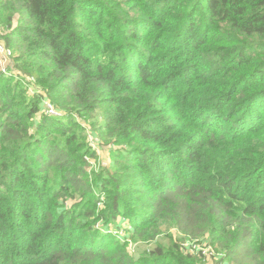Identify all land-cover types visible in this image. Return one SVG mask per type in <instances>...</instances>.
Segmentation results:
<instances>
[{
    "label": "trees",
    "instance_id": "obj_1",
    "mask_svg": "<svg viewBox=\"0 0 264 264\" xmlns=\"http://www.w3.org/2000/svg\"><path fill=\"white\" fill-rule=\"evenodd\" d=\"M0 11L7 27L19 13L7 46L45 89L0 77V264H199L177 243L131 256L127 239L153 241L168 222L207 232L221 262L264 264V0H0ZM47 99L61 117L40 111ZM80 118L122 144L136 175L137 188L105 185L107 208L89 213L109 228L128 220L123 242L75 223L90 191L73 171Z\"/></svg>",
    "mask_w": 264,
    "mask_h": 264
},
{
    "label": "rangeland",
    "instance_id": "obj_2",
    "mask_svg": "<svg viewBox=\"0 0 264 264\" xmlns=\"http://www.w3.org/2000/svg\"><path fill=\"white\" fill-rule=\"evenodd\" d=\"M9 14L5 11H0V43L5 45V53H0V77L4 78H14L16 73L18 76H21L23 82L26 81L25 85H29V90L31 93L37 92L39 94H43L45 89L43 87H35L32 88V84H34V79L25 75V73L21 72L16 64L19 62V52L14 48H8L6 38L10 36L13 29L22 22L19 17V13L13 14L11 17V26L7 27L6 22ZM4 20V21H3ZM2 54V55H1ZM20 71V72H19ZM13 76V77H12ZM32 89V90H31ZM30 94V93H27ZM46 101V100H44ZM43 101V102H44ZM51 99H47V103H50ZM52 105V104H51ZM42 106V105H41ZM53 106V105H52ZM54 114H57L58 117H61L62 114L60 111H64L62 109H56L53 106ZM40 111H44V108L41 107ZM50 114V113H49ZM40 116L39 114L36 116L35 121L38 125V131L42 130L40 126ZM94 121L99 122L102 121L101 111L96 110L94 112ZM79 122L85 127V133L80 137L79 144L76 146V149H79L81 155L79 156L78 163L73 166V171L76 173L77 177L82 179V183L87 185L89 188V192H87L86 200L83 199L82 202V213H77L75 223L79 224L82 230H89L91 227L98 228L102 230V234H108L115 238V240H120L123 242L126 236L125 228H129L130 222L126 219L117 218L116 222L113 223L112 226L104 227L101 222H95L91 224L92 217L89 216V213L94 212L95 215H99L104 209L107 208L105 199L108 195L107 188L105 185L111 183L115 180H121V183L126 186V189L137 188L136 175L131 173L129 170L122 169L124 166H128V164L124 163V158L127 156L122 152V144H118L116 141L112 140L109 137L104 138L100 131H97V127L92 125V121H88V123L83 122V119H78ZM48 127V124L47 126ZM56 127V126H55ZM55 127H51L53 130ZM35 127H33L34 129ZM50 130V131H51ZM47 131V129H46ZM56 141L59 140L64 141L66 136L62 135L58 131L52 132ZM68 148L75 147V143L72 145H68ZM116 157H119L120 160L116 161ZM126 160V159H125ZM28 160H22L21 165H23V169L25 173L29 170L36 172L39 169V178H41L43 171L39 166H35L34 168L29 169ZM53 178L56 180L58 178H63L60 171L53 170L51 172ZM55 182V181H54ZM50 184V183H49ZM53 184L49 186V189H52ZM130 186H132L130 188ZM139 188V187H138ZM62 204L61 207L58 208L59 211H64L66 209H70V206L73 202L72 198H68L67 201L59 200ZM79 206H72V210H78ZM76 213V211H75ZM157 236L153 241H129L127 244V250L134 256L136 260H142V258H148V255H144L143 252L149 251L157 247L169 248L171 244L177 243L182 253L188 254L191 256L197 257L200 262L199 264H227V261H222L221 258L223 253L220 251H215L214 248L209 243V235L207 232H203L198 237L192 239L187 235L179 232L174 223H161L157 226ZM130 235L129 233L127 234ZM87 238V237H86Z\"/></svg>",
    "mask_w": 264,
    "mask_h": 264
},
{
    "label": "built area",
    "instance_id": "obj_3",
    "mask_svg": "<svg viewBox=\"0 0 264 264\" xmlns=\"http://www.w3.org/2000/svg\"><path fill=\"white\" fill-rule=\"evenodd\" d=\"M5 50H6L5 49V45L3 43H0V53L4 54ZM43 108H44V111L47 112V113H50V114H54L55 113L54 109H53V106L50 103H47L46 101H44V103H43Z\"/></svg>",
    "mask_w": 264,
    "mask_h": 264
},
{
    "label": "crops",
    "instance_id": "obj_4",
    "mask_svg": "<svg viewBox=\"0 0 264 264\" xmlns=\"http://www.w3.org/2000/svg\"><path fill=\"white\" fill-rule=\"evenodd\" d=\"M44 103V102H43Z\"/></svg>",
    "mask_w": 264,
    "mask_h": 264
}]
</instances>
